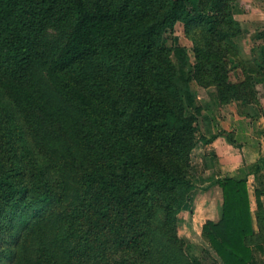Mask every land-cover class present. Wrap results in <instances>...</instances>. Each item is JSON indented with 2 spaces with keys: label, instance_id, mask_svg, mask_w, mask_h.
Wrapping results in <instances>:
<instances>
[{
  "label": "trees",
  "instance_id": "trees-1",
  "mask_svg": "<svg viewBox=\"0 0 264 264\" xmlns=\"http://www.w3.org/2000/svg\"><path fill=\"white\" fill-rule=\"evenodd\" d=\"M132 2L94 0L87 8L84 0H72L74 20L58 51L44 60L21 45L23 0H0V258L8 259L6 264H202L184 252L170 216L159 219L164 205L152 197L177 178L165 155L191 153L199 141L167 93L154 90L143 76L127 88L133 106L123 125L140 140L137 160L111 171L81 166V125L90 120L93 99L68 73L101 42L117 44ZM152 3L151 17L140 26L144 56L165 27L206 18H194L183 0ZM17 109L25 119L26 140L19 138ZM21 139L31 146L22 151ZM137 163L153 176L132 170ZM253 173L260 177L257 167H241L220 180L221 217L203 225L223 264L263 263L257 253L264 251L263 243H250L260 236L255 219L260 227L264 213V188L256 186L255 213L251 208ZM125 245L145 255L133 261L112 257L113 249Z\"/></svg>",
  "mask_w": 264,
  "mask_h": 264
},
{
  "label": "rangeland",
  "instance_id": "rangeland-1",
  "mask_svg": "<svg viewBox=\"0 0 264 264\" xmlns=\"http://www.w3.org/2000/svg\"><path fill=\"white\" fill-rule=\"evenodd\" d=\"M84 1L89 8L94 0ZM154 1L133 0L130 19L117 44L106 46L101 42L68 73L69 78L86 87L93 99L90 120L81 125V166L111 171L120 165L124 168L127 160L138 159L140 140L126 133L123 121L133 106L127 88L143 76L154 90L167 93L176 111L189 118L199 140L191 153L178 150L165 155V162L177 178L169 187L152 193L164 205L159 219L170 216V229L176 230L190 258L202 264H223L203 234V225L207 220L220 219V180L235 170H223L219 166L223 162L213 159L214 146L208 143L226 133L227 139L244 143L247 160L241 167L260 170V177L250 180L249 186L255 183L264 188L263 158L257 157L260 128L264 129V0H183L192 15L196 13L194 18L203 14L206 18L189 24L178 20L165 27L156 34L151 54L144 56L140 26L151 17ZM23 10L18 26L21 45L28 47L32 57L50 59L74 20L72 0H23ZM5 99L10 103L8 96ZM15 111L19 138L26 140L21 131L27 128L25 119L18 109ZM234 123L236 131H230ZM22 139L23 151L31 141ZM224 140L220 145L233 153ZM131 169L146 178L153 176L139 163ZM259 224L255 219L260 236L250 239V243L262 242L264 246V213ZM257 253L264 264V251ZM144 255L126 245L116 247L112 253L118 261L139 260ZM7 261L0 258V264Z\"/></svg>",
  "mask_w": 264,
  "mask_h": 264
},
{
  "label": "crops",
  "instance_id": "crops-1",
  "mask_svg": "<svg viewBox=\"0 0 264 264\" xmlns=\"http://www.w3.org/2000/svg\"><path fill=\"white\" fill-rule=\"evenodd\" d=\"M236 123V122H235ZM234 123V126L230 127V131H236V124ZM231 133V132H230ZM228 133H226L225 135L222 134L220 135L217 139L209 142L208 144L214 146V149H211L213 150L212 152V156H213V159H218L219 162H223L222 165L219 164V166L221 168H223V170H225L226 172H230V171H236L237 168L245 165L246 163V160H247V154L246 152L244 151V143H242L241 141H238V140H231L230 138L227 139V135ZM260 145H259V150L257 152V157H262L264 158V129L263 127L260 128ZM225 139L224 142L226 143V145L229 147V148H232V151L233 153L231 152H227L226 150H224L223 146L220 145L221 142L223 141H220L221 139ZM249 138L247 136V139H248V142H249ZM216 148V149H215ZM231 150V149H230ZM225 162V164H224ZM219 167V168H220ZM262 171H264L262 169ZM251 177V179H249L248 181V185H250V180H255V174H250L249 175V178ZM255 188H256V185L255 183H253L252 185V188L249 186V190H250V195H251V208H252V211H254L257 207V204H256V199H255ZM262 199L264 201V195L262 196Z\"/></svg>",
  "mask_w": 264,
  "mask_h": 264
}]
</instances>
